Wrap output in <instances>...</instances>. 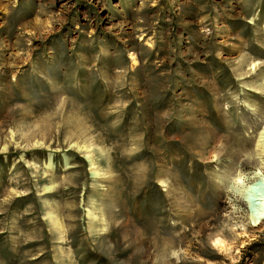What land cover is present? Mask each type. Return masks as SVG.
<instances>
[{"label":"rangeland","instance_id":"374dc122","mask_svg":"<svg viewBox=\"0 0 264 264\" xmlns=\"http://www.w3.org/2000/svg\"><path fill=\"white\" fill-rule=\"evenodd\" d=\"M254 187L264 0H0V264H264Z\"/></svg>","mask_w":264,"mask_h":264},{"label":"bare ground","instance_id":"6f19581e","mask_svg":"<svg viewBox=\"0 0 264 264\" xmlns=\"http://www.w3.org/2000/svg\"><path fill=\"white\" fill-rule=\"evenodd\" d=\"M19 26H20V28L18 29V31L21 32L20 34L23 33L22 34L23 37L20 38L21 39L20 43L17 46H18V48H21L20 50L27 51L28 50L26 48L27 46L24 43L25 36H29L27 30L31 26L34 29H38L40 27V24L34 20H31L28 22H25V21L19 22ZM31 37H33V36H31ZM244 193L246 196V198H245L246 202L248 204H251V205H254L257 207L256 213L252 214L253 225L254 226L260 225L262 223V221L264 220V195H262L263 191L261 188L258 189L257 187H254V188L249 189L248 191L245 190ZM243 235H245V234H243ZM221 242L222 241L217 240V242L215 244L218 246V244H220Z\"/></svg>","mask_w":264,"mask_h":264}]
</instances>
